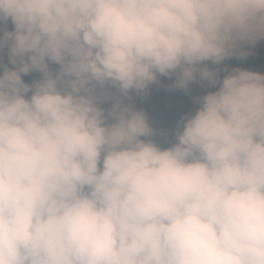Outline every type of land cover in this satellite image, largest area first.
Segmentation results:
<instances>
[{
	"label": "clouds",
	"instance_id": "clouds-1",
	"mask_svg": "<svg viewBox=\"0 0 264 264\" xmlns=\"http://www.w3.org/2000/svg\"><path fill=\"white\" fill-rule=\"evenodd\" d=\"M262 52L264 0H0V264H264Z\"/></svg>",
	"mask_w": 264,
	"mask_h": 264
},
{
	"label": "rangeland",
	"instance_id": "rangeland-1",
	"mask_svg": "<svg viewBox=\"0 0 264 264\" xmlns=\"http://www.w3.org/2000/svg\"><path fill=\"white\" fill-rule=\"evenodd\" d=\"M258 57L255 59H250L249 64L243 61L242 67H252L255 69V64ZM168 81H164L167 83ZM196 88L194 87V91ZM189 96H186L183 92H168L163 87L157 89L153 88L151 90L150 96L147 100H138L139 106L144 107L150 119L159 125H164L168 127L175 126L177 120L179 119L180 111L186 108V111L193 108V104L190 102Z\"/></svg>",
	"mask_w": 264,
	"mask_h": 264
},
{
	"label": "trees",
	"instance_id": "trees-1",
	"mask_svg": "<svg viewBox=\"0 0 264 264\" xmlns=\"http://www.w3.org/2000/svg\"><path fill=\"white\" fill-rule=\"evenodd\" d=\"M242 62V61H241ZM230 63L233 65V66H236V65H239V61L233 59L232 61H230ZM245 63H248L249 64V61H245ZM255 69L256 70H264V52L261 53V55L258 57V60L255 64ZM199 92V89L196 88V90L194 91V94H197ZM192 103V101H190ZM194 107V106H193ZM186 111V108H184L182 111H180V113H184Z\"/></svg>",
	"mask_w": 264,
	"mask_h": 264
}]
</instances>
